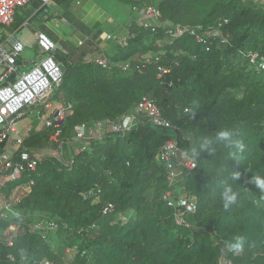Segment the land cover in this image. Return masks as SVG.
Listing matches in <instances>:
<instances>
[{
	"label": "trees",
	"instance_id": "obj_1",
	"mask_svg": "<svg viewBox=\"0 0 264 264\" xmlns=\"http://www.w3.org/2000/svg\"><path fill=\"white\" fill-rule=\"evenodd\" d=\"M56 1L65 8L72 2ZM119 1L137 15L109 55V68L95 61L102 52L100 31L82 45L61 40L64 51L56 57L63 64L64 78L52 99L58 101L55 105L73 107L57 142L51 140L54 130L44 123L50 112L21 148L55 149L62 144L63 154L44 158L35 172L24 177L35 183L32 192L16 204L22 214L19 235L13 247L0 242V264H30L43 258L54 264L65 260L70 264H224L222 259L264 264V196L249 182L264 175V69L248 56L258 52L264 57V2ZM31 3L34 11L47 8L41 0ZM152 4L162 13L163 25L156 32L138 22V10ZM29 16L27 6L19 9L10 29H19ZM176 25L221 28L228 42L213 38L208 50L190 35L173 39L166 31ZM149 54L172 68L166 80L173 86L158 78L155 59L145 61ZM126 62L129 67L123 70ZM145 96L155 99L162 114L179 128L183 149L190 151L201 137L223 128L238 130L246 144L235 158L222 146L203 152L196 158L197 167L186 171L181 188L198 201L197 211L187 216L190 226L178 225L175 210L164 200L168 171L158 155L170 135L152 126L145 115L126 133L108 131L73 154L79 125L105 119L121 122ZM194 102L192 114L187 110ZM7 145L0 141V154ZM231 173L240 176L233 182L228 179ZM224 180L240 191L228 210L220 198ZM15 185L16 181L7 182L4 193L8 195ZM44 218L58 224L63 250L31 232L29 224ZM11 223V216L8 220L0 215V234ZM236 235H244L255 248L239 256L226 253L225 242ZM67 248L75 249L70 257Z\"/></svg>",
	"mask_w": 264,
	"mask_h": 264
},
{
	"label": "built area",
	"instance_id": "obj_2",
	"mask_svg": "<svg viewBox=\"0 0 264 264\" xmlns=\"http://www.w3.org/2000/svg\"><path fill=\"white\" fill-rule=\"evenodd\" d=\"M43 4H51L52 0H41ZM160 1V0H158ZM32 0H0V141H7L6 149L0 154V215L6 218L4 211L12 205L21 202L32 192L35 183L33 179L24 180L26 175L36 171L39 163L46 157H62V144L59 148L52 149L45 147L41 149L21 148L24 146L27 136L33 130L30 127L24 133L20 127V120L26 113L36 109L35 114L39 121L43 120L45 113H50L44 120L45 127L54 130L51 140L58 141L61 135V127L66 120L71 103L55 105L51 99L54 91L60 86L64 78V67L58 61L57 52L64 48L61 43L54 40L44 31H37L35 38L41 53L38 60L31 66L24 68L25 44L18 38L16 31L10 27L15 21L16 13L19 9L28 6ZM162 13L156 4L147 5L138 10V22L141 26L150 28L156 32L162 23ZM168 33L173 39L190 35L194 39L207 47L209 50L213 38H218L223 43L228 42V38L221 28L207 29L203 25L189 27L186 25H176L169 28ZM109 41H115L116 36L109 34L106 37ZM84 40L78 41L82 45ZM251 62L264 69V57L258 52H249ZM21 59V62H20ZM154 59L157 64V76L169 87L173 86V81H167V77L172 73V68L160 61L159 56L148 55L146 62ZM96 62L105 68L111 66L108 55L102 54L96 58ZM123 70H127L129 62L122 64ZM141 115H145L152 126L168 131L169 140L163 145L158 158L165 164L168 171L169 187L164 194V200L175 210L176 222L178 225L190 226L187 216L195 213L198 209L196 197L190 195L188 191L181 188V183L185 179L186 171L192 170L198 165V160L190 157L189 151L180 146L175 126L166 118L155 99L145 96L137 107L128 112L121 122H113L110 119L98 121L94 125L81 124L76 128V134L72 141L73 154H79L89 146V140L102 138L108 131L116 133H126L137 125ZM74 160H72L73 164ZM16 181V185L11 188L9 195L3 191L7 182ZM112 205L107 210H110ZM45 224V223H44ZM33 229L47 238L50 230H55L58 224L49 222L34 223ZM20 223H11L10 233L0 236V242H4L10 247L15 245L20 231ZM9 258L15 261V256L9 254ZM221 263L232 264L222 259ZM30 264H54L49 258L35 260Z\"/></svg>",
	"mask_w": 264,
	"mask_h": 264
},
{
	"label": "crops",
	"instance_id": "obj_3",
	"mask_svg": "<svg viewBox=\"0 0 264 264\" xmlns=\"http://www.w3.org/2000/svg\"><path fill=\"white\" fill-rule=\"evenodd\" d=\"M108 4H113L116 9L121 8L130 17V13L134 10L119 0H72L68 8L52 0L51 4H42L47 7L42 11L41 8L36 9L23 25L30 26L34 33L44 31L59 43L61 40L78 43L100 31L98 37L102 48L100 55L109 56L116 44L107 40V35L113 34L116 36L115 40L121 43L129 19H125L119 11L110 12L107 8ZM29 6H32V3ZM24 61V67H27L35 61V58L31 59L32 63L29 64L24 54Z\"/></svg>",
	"mask_w": 264,
	"mask_h": 264
},
{
	"label": "clouds",
	"instance_id": "obj_4",
	"mask_svg": "<svg viewBox=\"0 0 264 264\" xmlns=\"http://www.w3.org/2000/svg\"><path fill=\"white\" fill-rule=\"evenodd\" d=\"M195 102L193 108L188 109L190 113H195ZM187 136L191 137V133H186ZM217 146H222L230 150L233 157L236 154L242 153L246 149V144L240 136V132L236 129L223 128L216 131L215 134L206 135L200 138L199 142L195 144L189 151L190 157L192 159L197 158L203 152H215ZM240 173H231V181H235L239 178ZM253 186L264 196V175H256L252 177L249 181ZM240 194L239 188L234 187L233 183H228L227 180L221 182L220 198L223 203V208L228 210L231 205H233ZM259 204L261 201L256 200ZM8 214L13 219H20L21 212L17 209L10 208ZM255 248V244L249 242V240L244 235H236L230 241L225 242L224 251L230 253L234 256H239L247 250Z\"/></svg>",
	"mask_w": 264,
	"mask_h": 264
},
{
	"label": "rangeland",
	"instance_id": "obj_5",
	"mask_svg": "<svg viewBox=\"0 0 264 264\" xmlns=\"http://www.w3.org/2000/svg\"><path fill=\"white\" fill-rule=\"evenodd\" d=\"M263 2H264V0H262ZM29 6V5H28ZM27 6V11H28V16L34 11V5H32V6H29L28 7ZM107 8L109 9V11L110 12H112V13H115V12H118L119 11V13H121L122 15H123V17L125 18V19H129L128 20V24H130L131 23V21H133L134 20V18H135V15H137L136 14V12L134 11V10H132V12L133 13H130V15H131V17L128 15V14H126L121 8H119V9H116L115 7H114V5L113 4H108L107 5ZM30 10V11H29ZM22 11H25V8L22 10ZM31 16V15H30ZM29 16V17H30ZM28 17V18H29ZM24 24V23H23ZM22 24V25H23ZM20 26V29L18 30V31H16V33H17V36H18V38L25 44V46H26V50H25V57L28 59V63L29 64H31L32 62H31V59H33V58H35V60H38L39 59V57L41 56V53H40V51H39V48H38V46H37V40H36V38H35V33H34V31H33V29L30 27V26H28V25H23V26ZM126 37V35H125V33H124V37H122V39H124ZM114 43L116 44V43H118L116 40L114 41ZM151 54V53H150ZM149 54V55H150ZM148 56V55H147ZM95 61H96V59H95ZM33 64V63H32ZM31 64V65H32ZM30 65V66H31ZM29 66H27V67H24L23 66V69L24 68H28ZM58 89V88H57ZM56 89V90H57ZM55 94V91H54V93L52 94V96ZM52 96H51V99H52ZM53 100V99H52ZM54 102H58L57 100H54ZM32 111H29L28 113H26L25 114V116L20 120V123H19V125H20V127L23 129V132L24 133H26L27 132V129L28 128H30V127H37L38 129L42 126V122H43V120H41V121H39L38 119H37V117L35 116V114H32V112H36V109H31ZM47 114H49V113H47ZM46 113H45V116L47 115ZM44 117V116H43ZM41 125V126H40ZM37 128H31V129H33V130H36ZM28 133V132H27ZM10 193V192H9ZM7 195V194H6ZM9 195V194H8ZM10 208H14V209H17V210H19L20 211V209H18V208H16V204H14V205H12ZM9 208V209H10ZM9 209H6V211H4L5 212V214L7 215V217H6V219H10V215L8 214V210ZM21 212V211H20ZM14 220V221H13ZM55 221V220H54ZM14 222H16V223H19V222H21V220H19V219H13L12 218V223H14ZM49 222H53V221H50V220H46V218H44V221H42L41 223H43V225H46V224H48ZM56 222V221H55ZM55 222H53V223H55ZM22 223V222H21ZM45 223V224H44ZM34 223H30L29 224V228H31V232H36L34 229H33V225ZM55 224H57V223H55ZM10 227H8L7 229H5V230H3V231H1V234H0V236H4L5 237V235H7L8 233H10ZM58 230V227L55 229V230H50V231H48V233H47V238L46 239H44V240H46V241H49L50 242V245H52L54 248H58L59 250H63V246H64V243H65V241H64V237H62V235L61 234H58L56 231ZM53 231H55V233H52V235L50 234V232H53ZM38 233V232H37ZM39 234V233H38ZM40 235V234H39ZM42 236V235H41ZM66 251L68 252L67 253V256L68 257H70V255H68L69 253H75V249H72V248H67L66 249ZM65 264H70L69 262H68V260H65Z\"/></svg>",
	"mask_w": 264,
	"mask_h": 264
}]
</instances>
